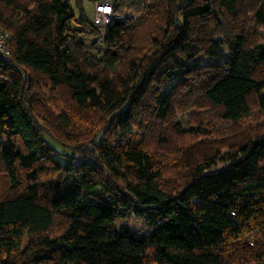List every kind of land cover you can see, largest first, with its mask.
I'll list each match as a JSON object with an SVG mask.
<instances>
[{"label": "trees", "instance_id": "16d2710c", "mask_svg": "<svg viewBox=\"0 0 264 264\" xmlns=\"http://www.w3.org/2000/svg\"><path fill=\"white\" fill-rule=\"evenodd\" d=\"M83 1L0 0V264H264V128L194 150L254 97L264 111V0H111L104 38ZM43 86L64 100L56 131ZM202 104L207 125L176 120Z\"/></svg>", "mask_w": 264, "mask_h": 264}, {"label": "rangeland", "instance_id": "374dc122", "mask_svg": "<svg viewBox=\"0 0 264 264\" xmlns=\"http://www.w3.org/2000/svg\"><path fill=\"white\" fill-rule=\"evenodd\" d=\"M71 2L75 6V0H71ZM84 4V10L87 16H91L92 12L94 11V3H90L88 1H83ZM75 15L78 18L79 17V12L77 8L75 7ZM183 21H181L182 23ZM71 25L73 27H77L79 29H84L85 31H90L92 30L89 25L84 24L80 25L75 22H72ZM86 33L85 35H80L79 38L77 39L78 41L84 42L86 44H91L96 38L94 36H89ZM99 39V38H98ZM217 60H222L221 57H217ZM264 92V91H263ZM42 96L47 98V106L45 110L49 112V116L52 119V122H49V125L47 127H50L54 131L58 130V127L56 126V120H54L53 116L60 110L64 108V100L63 97L60 95L57 98H52L51 93L49 89H47L45 86H43V92L41 93ZM251 103L253 104V112L250 116H247L243 118L240 123L237 124H222V126L225 128L226 131L230 133L229 136H226L225 132L223 130H220L221 137L223 139H219L216 141H209V137L207 138V142L198 144L197 147H194L195 152H200L201 150H206L209 149L211 151L215 150L217 147H221V156L226 153L229 149L235 147L239 143V139H242V133L246 134L248 132L249 127H253L256 130V126L258 123H260L261 129L264 128V111H261L258 106L256 105L257 99L254 97L251 100ZM203 105V104H202ZM76 109V108H75ZM79 112V117L80 114H82L79 109H76ZM212 112L213 109L209 106H193L189 108L187 111L184 112H178L176 116L177 121H181L183 124V127L185 129H189L190 127H196L199 124H203L204 126L207 125V120H209L212 117ZM105 121L101 122L98 121L97 124L98 126L95 128L93 124H83L84 127H82V133L79 134V138H82L84 140L89 139L92 137V135L95 133L98 127H100L102 124H104ZM258 127V126H257ZM230 128V129H229ZM233 129V130H231ZM235 129V133H234ZM0 139L2 141H5V137L0 135ZM49 143L53 146V148L56 150L58 154H63L65 153V150L68 153V156L71 155V153H75V156H77L78 160H81L84 155L89 154V149L88 146L86 145H78L75 143H70L69 146L64 147L63 144L59 143L58 141H55L48 137ZM228 163L226 161L219 160L215 167L213 169H221L224 166H226ZM121 184H124L123 181H119ZM179 184L175 185L176 187ZM9 189V183L6 174L3 171V166L0 160V196L7 193ZM61 223H58L57 226H60ZM58 227H56L57 229ZM54 231V230H53ZM251 239L255 238V234H253Z\"/></svg>", "mask_w": 264, "mask_h": 264}, {"label": "built area", "instance_id": "2783aa9c", "mask_svg": "<svg viewBox=\"0 0 264 264\" xmlns=\"http://www.w3.org/2000/svg\"><path fill=\"white\" fill-rule=\"evenodd\" d=\"M115 18H121V16L114 13L111 0L96 1L92 15L87 16L89 23L99 27L101 38L105 37L107 27ZM12 56L11 35L0 26V62H9L12 60Z\"/></svg>", "mask_w": 264, "mask_h": 264}, {"label": "water", "instance_id": "95a60500", "mask_svg": "<svg viewBox=\"0 0 264 264\" xmlns=\"http://www.w3.org/2000/svg\"><path fill=\"white\" fill-rule=\"evenodd\" d=\"M177 27H178V28H182V23H181L180 20L177 21Z\"/></svg>", "mask_w": 264, "mask_h": 264}]
</instances>
